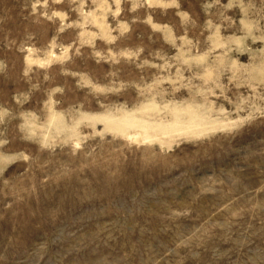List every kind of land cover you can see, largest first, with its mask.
Masks as SVG:
<instances>
[{
  "label": "rangeland",
  "instance_id": "rangeland-1",
  "mask_svg": "<svg viewBox=\"0 0 264 264\" xmlns=\"http://www.w3.org/2000/svg\"><path fill=\"white\" fill-rule=\"evenodd\" d=\"M0 264H264V0H0Z\"/></svg>",
  "mask_w": 264,
  "mask_h": 264
}]
</instances>
